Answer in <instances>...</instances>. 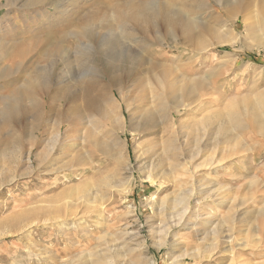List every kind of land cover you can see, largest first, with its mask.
<instances>
[{"label":"rangeland","instance_id":"rangeland-1","mask_svg":"<svg viewBox=\"0 0 264 264\" xmlns=\"http://www.w3.org/2000/svg\"><path fill=\"white\" fill-rule=\"evenodd\" d=\"M33 1L14 0L7 6L8 0H0V111L2 99L25 77L18 67L22 45L31 44L25 63L36 62V44L75 30L78 18L101 0H48L38 5ZM192 1L201 5L203 22L209 19L208 11L219 10L217 0ZM56 5L71 11L72 19L58 14ZM231 22L229 28H236L233 35H239V42L217 44L196 64L184 62V52L174 49L170 38L147 51L149 59L178 68L177 73L188 79L209 75L212 95L172 114L175 132L139 123L142 109L132 121L123 102L120 107L107 99L111 123L115 128L122 124L126 133L119 129L104 136L106 130L97 129L98 123L67 120L66 88L57 92L64 96L61 101L49 100L46 91L38 90V110L30 113L33 108L28 105L27 116H17L11 126L0 128V264H264V37L260 42L248 39L244 23L230 27ZM123 73L109 70L104 75L109 96L111 77ZM130 80L122 83L135 110L149 94ZM92 114L102 118L97 108ZM203 116L212 117L206 126L199 123ZM109 140L119 163L106 152ZM163 149L170 159L179 156L183 168L179 173L167 164L160 168L153 156L159 175L151 180L152 161L146 155H162ZM200 149L192 162L191 155ZM224 156L216 170L201 166ZM191 190L196 195L186 208L180 196ZM163 202L178 204L163 211ZM217 206L222 208L219 213Z\"/></svg>","mask_w":264,"mask_h":264},{"label":"bare ground","instance_id":"bare-ground-1","mask_svg":"<svg viewBox=\"0 0 264 264\" xmlns=\"http://www.w3.org/2000/svg\"><path fill=\"white\" fill-rule=\"evenodd\" d=\"M47 1L34 0L33 4H45ZM217 2L220 11H208L210 14L205 17H209L207 22H203L204 14H200L201 5L192 0H165L163 2L160 0H101L95 2L91 11L79 17L78 20L76 19L77 27L75 30L61 35L54 41L46 38L35 45L40 51L36 62L33 61L30 65L25 63L27 61L24 60L25 55L31 52V44L22 45V50L19 53L22 62L18 64V67L22 68L25 77L22 79L23 82L20 87L15 88L8 97L2 99L0 128L11 126L17 116H27L30 112L29 109H26L28 105L33 108L30 113H35L38 110L36 95L38 90L46 91L45 95L49 100L61 101L64 96L57 92L66 88L68 91L66 98H68L70 105L65 111L67 120L71 117L73 121L87 120L88 124L91 125L98 123L97 129L103 128L106 130L104 136H112L119 129L126 133L121 127L122 124L119 125L118 123V127L115 128L116 125L113 126L111 123L113 122L111 119L112 111L107 107V99L110 104H119L120 107L122 106L121 102H123L127 110L130 113L132 112V121L135 119V112L142 109L139 123L147 122L150 126L156 127V131L161 130L163 133L168 129L175 132L176 124L174 122L170 123V116L172 114L179 115L183 110H189L194 104L201 103L202 97L212 95L211 82H207L209 79H206L209 75L205 78L192 77L188 79L187 74L180 75L181 73H177L178 68L168 66L159 60L149 59L146 55L147 51L153 45H164L163 43L170 38L174 49L182 53H188V55L184 53L181 55V58H184L183 61L196 64L202 54L208 52L217 44L232 46L239 42V35H233L236 28H229L228 22L230 20L232 21L230 27L236 26L238 22L244 23L245 29L250 35L249 38H245L260 42L261 38L264 37V0H217ZM14 3V0H8L7 6H12ZM59 6L53 7L58 14L66 18L72 17L73 13L71 11H65L63 7L60 8ZM6 18H2V20H6ZM250 19H255V25H248ZM66 42L67 45H65ZM6 52L11 54L9 48L6 49ZM166 55L160 53L161 57ZM46 62L49 65L46 67L40 66ZM119 69L124 71L123 76L111 77L113 89L110 90L112 95L109 96L107 89L103 87L102 79L109 70L116 71ZM65 77L68 78L65 80ZM0 79L2 78L0 77ZM130 79H134L149 94L142 96L143 104L136 107L135 110H131L132 104L129 102V95L126 93V86L122 83V80H125V84L126 80L129 81ZM65 82L66 86H64ZM93 88H95V91ZM92 90L94 93L91 92ZM200 92H203V94L200 95ZM95 108L102 114L101 119H98L94 115L95 113L92 114ZM173 115L172 118L175 119ZM211 119L210 116H203L200 118L199 123L206 126L211 122ZM91 135H95V133ZM204 138L206 139V137ZM109 141L104 146L106 152L109 155L112 153L115 162L119 163V160L115 157V145L111 142L112 140ZM188 144L186 146L189 148ZM73 145L74 142H71L69 147L71 148ZM201 150H198L197 154L191 155L192 162L200 156ZM167 152V149H163L162 155H158L156 152L149 155L148 152L146 158L150 161L155 156L160 168H164L163 164H167L171 172H181V168H183V164L179 162L181 158L178 159L179 156H176L174 159H170L166 154ZM226 158L224 156L219 159H212L213 161L210 160L212 162L202 163L201 166L205 170L212 167L216 170L223 165ZM91 159L88 160L92 161ZM153 162L151 163L152 166L150 165L152 169L148 177L151 180L155 175H159V172L155 170L156 164ZM171 177L173 178V176ZM107 179L109 181L110 177H107ZM207 179L210 181L209 183H213V177L210 176ZM112 183L111 185H113ZM91 195L93 196L92 193ZM91 195L87 194V197ZM195 195L193 190L184 192L180 196V201L188 206L186 208H189L191 199ZM178 202L168 205L163 202L161 209L163 211L174 210ZM219 207L216 213L222 210ZM192 231L194 232V230Z\"/></svg>","mask_w":264,"mask_h":264}]
</instances>
